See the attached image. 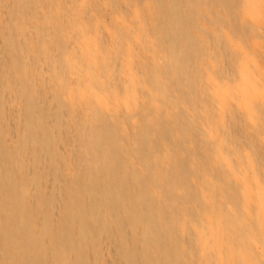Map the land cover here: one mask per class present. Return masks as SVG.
Masks as SVG:
<instances>
[{
	"label": "bare ground",
	"instance_id": "6f19581e",
	"mask_svg": "<svg viewBox=\"0 0 264 264\" xmlns=\"http://www.w3.org/2000/svg\"><path fill=\"white\" fill-rule=\"evenodd\" d=\"M0 264H264V0H0Z\"/></svg>",
	"mask_w": 264,
	"mask_h": 264
}]
</instances>
